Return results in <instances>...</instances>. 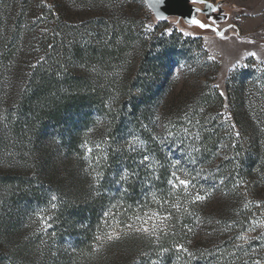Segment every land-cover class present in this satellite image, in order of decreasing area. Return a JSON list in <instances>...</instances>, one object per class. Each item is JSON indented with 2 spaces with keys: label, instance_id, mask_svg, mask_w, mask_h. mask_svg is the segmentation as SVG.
Here are the masks:
<instances>
[{
  "label": "trees",
  "instance_id": "1",
  "mask_svg": "<svg viewBox=\"0 0 264 264\" xmlns=\"http://www.w3.org/2000/svg\"><path fill=\"white\" fill-rule=\"evenodd\" d=\"M8 1L0 0L5 14ZM0 18V62L7 63L19 32L4 40L7 18ZM114 47L118 52L111 55L124 52ZM98 50L76 47L73 54L84 60ZM67 53L63 58L70 59ZM175 54L170 43L145 48L138 75L118 97L106 87L113 82L75 76L70 63L62 74L53 62L28 75L16 109L21 127L14 131L21 135L23 123L36 127L18 152L25 154L31 145L34 151L28 154L38 160L31 168L36 172L26 161L19 164L20 172L0 175L6 198L1 204L0 195V264H95L97 237L106 232L101 202L108 200L128 212L147 204L166 209L168 230L155 243L148 241L146 264H264V68L249 62L233 71L226 101L207 80L196 93L182 91L159 110L179 73L159 83L143 75L169 73L167 61ZM214 67L217 72L219 64ZM195 71L197 77L204 73ZM96 142L103 147L97 158L100 192L87 199L86 178L74 179L70 169L61 175L57 166L81 172L86 143ZM173 173L189 186L179 185ZM196 194L206 198L195 201ZM52 195L58 200L53 202ZM43 208H50L52 223L38 236L29 228L35 211ZM246 234L250 237L241 239Z\"/></svg>",
  "mask_w": 264,
  "mask_h": 264
},
{
  "label": "rangeland",
  "instance_id": "2",
  "mask_svg": "<svg viewBox=\"0 0 264 264\" xmlns=\"http://www.w3.org/2000/svg\"><path fill=\"white\" fill-rule=\"evenodd\" d=\"M24 1L9 0L8 14L4 13V8L0 10V17L7 18L2 38L13 40V35L19 32L14 53L9 56L7 63L0 62V175L13 174L10 172L12 169L20 172L19 164L26 161L30 163L28 167L31 170L38 160L37 154H28L34 151L31 145L25 154L18 152L20 147L26 145V139L35 135L36 127L32 130L30 125L25 126L23 123L21 135L14 128L21 127L16 109L26 79L40 64L57 62L58 72L62 74V69L66 70V64L70 63L71 72L75 76L113 82L106 87L111 95L118 97L128 92L129 85L138 75L144 49L158 42L170 43L177 50V54L167 61L170 72L160 76L150 73L143 75L145 79L159 83L168 77L175 80L172 73H179L175 85L163 94L159 110L169 107V101L179 99L182 91L184 95L196 93L207 80L219 86L217 88L226 101V83L233 71L248 66L249 62H253V68H264V0H227L234 6L232 23L238 26L241 36L230 30L224 38L214 34L196 37L180 29L174 20L156 25L144 0H27V4ZM17 23L19 27L15 29ZM114 46L121 47L124 52L111 55L112 52H118ZM76 47L85 50L94 47L99 50L97 55L82 60L73 54ZM101 50H108L111 56L104 57ZM65 51L70 59L63 58ZM251 52H255L256 56L249 55ZM214 62L219 64L217 72ZM195 68L203 70L201 77L194 75L197 72ZM191 70H194L193 74H189ZM130 140L132 144L137 143L135 137ZM131 143L130 148L133 147ZM101 152L103 147L100 142L93 146L86 143L81 172L79 168L72 169L70 165L57 166L61 175L70 169L74 179L81 176L86 178L87 199H93L100 192L98 174L101 165L97 158ZM72 164L75 165L73 161ZM4 193L0 190L3 197L1 204L6 200ZM101 207V210L104 208L102 219L106 225L105 234H111L114 239L99 242L95 248L99 252L95 264H146L149 256V249L146 248L148 241L155 243L157 236L168 230L166 209L147 204L139 212H128L117 206L116 201L109 200L102 201ZM50 208L48 212L44 208L35 211L32 228H29L33 234L44 235L50 228ZM129 224L133 225V229L127 227ZM141 228L148 231L135 230ZM23 236H26L25 232ZM245 237L248 239L250 235L246 234Z\"/></svg>",
  "mask_w": 264,
  "mask_h": 264
},
{
  "label": "water",
  "instance_id": "3",
  "mask_svg": "<svg viewBox=\"0 0 264 264\" xmlns=\"http://www.w3.org/2000/svg\"><path fill=\"white\" fill-rule=\"evenodd\" d=\"M156 23L174 20L182 30L196 37L214 34L224 38L230 30L241 36L237 25L232 23L234 6L227 0H144ZM198 20L205 25L192 23Z\"/></svg>",
  "mask_w": 264,
  "mask_h": 264
},
{
  "label": "snow or ice",
  "instance_id": "4",
  "mask_svg": "<svg viewBox=\"0 0 264 264\" xmlns=\"http://www.w3.org/2000/svg\"><path fill=\"white\" fill-rule=\"evenodd\" d=\"M195 2H196V0H193V3H195ZM192 23L198 24L202 28L205 27V25L203 23H201L200 21H198V20H193ZM249 55L255 57L256 56V53L255 52H251V53H249ZM209 58L210 59H213V57H209ZM217 87H219V86L217 85ZM221 95H223V93H221ZM158 119H159V117H158ZM236 135L239 136L240 133L237 132ZM133 143H135V141ZM88 151L91 152V149H88ZM148 159H149L148 156H145L144 157V160L145 161H147ZM127 175L128 174L125 173L124 176L121 177V179L127 178ZM173 176L176 178V180H177V182H178L179 185L184 186L185 188H187L189 186V181L188 180H186V179H180L179 177L176 176L175 173H173ZM221 183H223V181H221ZM205 198H206L205 196H201L199 194H196V196L194 197V200L195 201H202ZM51 200L53 202H55V201L58 200V197L56 195H52L51 196ZM51 206H52L53 209H55L57 207L56 203H52ZM127 227L129 229H133V225H131V224L127 225ZM135 230L136 231H140V232H147L148 231L147 229H143V228H141V229H135ZM153 231H155V229H153ZM115 238H118V237H115ZM104 239L112 240V239H114V237L111 234H105V236H103V237H97L98 242H103ZM241 239H247V237L242 236ZM181 250L184 251V252H187L188 251L187 249H181ZM188 254L191 255V253H188ZM153 264H155V262H153ZM257 264H259V262H257Z\"/></svg>",
  "mask_w": 264,
  "mask_h": 264
}]
</instances>
